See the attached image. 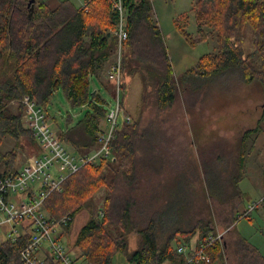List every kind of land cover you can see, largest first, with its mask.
I'll return each mask as SVG.
<instances>
[{"label": "trees", "instance_id": "trees-1", "mask_svg": "<svg viewBox=\"0 0 264 264\" xmlns=\"http://www.w3.org/2000/svg\"><path fill=\"white\" fill-rule=\"evenodd\" d=\"M28 1L0 0V177L18 172L23 152L39 151L33 131L24 123L25 95L35 99L47 116V106L60 89L72 106H88L78 121L71 124L74 120L69 117L66 129L58 132L80 154L99 148L100 127L108 111L102 95L92 93L91 81L101 83L116 97L114 81L102 74L106 65L115 61L118 48L114 31L119 14L112 0H86L80 6L70 0L55 5L37 0L33 13ZM124 2L129 35L123 43L122 70L141 72L145 86L155 89L160 109H167L184 77L175 76L151 0ZM193 10L198 37L187 31L186 13L175 20L178 31L193 47L213 37L218 48L204 53L186 70L188 78L197 76L186 81L195 82L199 77L210 81L226 73L264 85V0H197ZM248 27L254 47L250 51L245 50ZM122 86L127 87L124 78ZM16 101L13 109L11 104ZM122 105L124 108V101ZM48 119L54 117L49 115ZM139 128V121H123L111 141L113 156L83 165L66 179L61 192L53 191L45 200V208L54 218L71 216L64 228L68 235L80 212L91 213L74 241L80 250L77 257L86 258L89 264H113L117 252L125 253L132 264H182L181 244L196 235L198 243L217 233L206 202L185 207L182 199H175L165 211L163 203L156 206L153 186L142 183L152 167L153 132L149 127ZM7 138L14 144L2 150ZM242 176L234 177L238 187ZM132 233L139 236L140 246L131 251ZM225 237L223 232L224 242L216 240L208 249L211 262L205 264L224 260L225 249L228 253L231 247L235 253L230 264H264L263 253L246 237L236 234L231 241ZM30 238L27 232L17 241H1L0 264H24L20 254ZM184 239L187 241L182 243ZM46 263L64 264L53 256H48Z\"/></svg>", "mask_w": 264, "mask_h": 264}, {"label": "rangeland", "instance_id": "rangeland-1", "mask_svg": "<svg viewBox=\"0 0 264 264\" xmlns=\"http://www.w3.org/2000/svg\"><path fill=\"white\" fill-rule=\"evenodd\" d=\"M45 1L55 5L61 0ZM70 1L80 6L85 5L86 0ZM151 2L175 76L177 79L184 77L185 82L177 89L174 103L163 110L158 104L155 89L151 85L148 88L145 86L141 72H123L127 87L121 95L124 94V108L131 116L130 123L139 121V129L149 127V132H153L152 167L147 173V181L144 177L142 183L153 186L151 188L155 190V200H158L156 206L163 203L161 206L164 211L175 199H182L185 207L200 206L206 202L211 216L215 218L217 233L226 232L225 238L228 241L233 240V235L241 234L264 255V85L261 81L247 83L236 75L226 73L210 81L202 77L195 82L186 81L197 77L188 78L186 70L194 66L204 53L216 50L217 40L209 37L193 47L177 29L175 20L186 13L189 15L187 31L198 37L193 10L197 0ZM37 4L35 0L30 6L28 1L27 7L31 10ZM245 33V50L250 51L254 49L251 28L248 27ZM91 91H98L102 95L106 100V109L114 105V97L101 83L91 81ZM17 105L16 101L11 107L16 109ZM87 108L72 106L64 91L57 90L47 106L48 114L54 117L49 120L52 128L57 133L61 128L66 129L69 117L73 118V124L84 115ZM107 127L108 122L103 119L101 128ZM13 144L14 141L7 138L1 148L7 150ZM67 144L76 151L73 145ZM37 153L38 150L23 152L19 165ZM240 174L243 176L238 187L234 177ZM252 205H255L254 208H251ZM44 210L51 215L45 203ZM244 213L247 214L242 216ZM90 214L88 210L80 212L74 219L69 235L65 231L62 235L63 242L76 257L80 250L74 246V241ZM237 217L241 218L234 222ZM181 223L185 226L187 221L183 219ZM229 228L232 230L228 231ZM178 237L183 238L180 234ZM194 238L197 235L190 240L194 241ZM139 240V236L132 233L129 240L131 251L140 246ZM233 252L231 247L227 253L231 261ZM221 261L216 260L212 264H225ZM113 264L132 263L127 260L125 253L117 252Z\"/></svg>", "mask_w": 264, "mask_h": 264}, {"label": "built area", "instance_id": "built-area-1", "mask_svg": "<svg viewBox=\"0 0 264 264\" xmlns=\"http://www.w3.org/2000/svg\"><path fill=\"white\" fill-rule=\"evenodd\" d=\"M113 8L119 14L115 34L118 38L117 56L111 65L108 76L115 83L116 97L114 105L109 106L106 121L107 128L100 127L99 148L80 154L70 148L52 128L45 109L28 95L22 99L26 112L25 126L33 131L39 145L37 154L28 158L16 174L0 177V242L17 241L27 232L31 238L21 251L24 264H47L48 256L61 260L64 264H81L62 240L64 228L71 220L65 215L56 219L46 213L44 203L53 191L61 192L66 179L87 163L99 162L113 156L111 141L115 130L121 123L130 122L122 105L123 42L128 38L124 0H112ZM122 112L124 115L122 116ZM252 205L251 208H254ZM223 232L210 234L195 245L183 243L178 247L184 256L182 264H205L211 262L208 249L216 240H222Z\"/></svg>", "mask_w": 264, "mask_h": 264}, {"label": "crops", "instance_id": "crops-1", "mask_svg": "<svg viewBox=\"0 0 264 264\" xmlns=\"http://www.w3.org/2000/svg\"><path fill=\"white\" fill-rule=\"evenodd\" d=\"M114 34H115V31H114ZM108 66H109V64L108 65H106V68L104 69V71L102 72V74H106V72H108L107 70V68H108ZM108 74V73H107ZM93 82V81H92ZM93 83H98L97 81H94ZM144 178V177H143ZM146 178V181H147V177H145ZM220 232V231H219ZM195 239V238H194ZM185 241H187V240H183L182 241V243L183 242H185ZM190 242H185V243H187V244H190V245H195V244H197L196 242H197V238L194 240V241H191V240H189ZM222 241L224 242V239H223V237H222ZM225 244V243H224ZM224 257H225V259L224 260H222L221 262H223V263H225V264H230L232 261H231V259H230V257L228 256V254H227V248L225 249V254H224ZM233 258V257H232ZM79 262L81 263V264H87V262H86V260L84 259V258H80L79 259Z\"/></svg>", "mask_w": 264, "mask_h": 264}, {"label": "water", "instance_id": "water-1", "mask_svg": "<svg viewBox=\"0 0 264 264\" xmlns=\"http://www.w3.org/2000/svg\"><path fill=\"white\" fill-rule=\"evenodd\" d=\"M35 0H29V5L31 6L32 5V3L34 2ZM33 11H34V8L33 7H31V13H33Z\"/></svg>", "mask_w": 264, "mask_h": 264}, {"label": "bare ground", "instance_id": "bare-ground-1", "mask_svg": "<svg viewBox=\"0 0 264 264\" xmlns=\"http://www.w3.org/2000/svg\"><path fill=\"white\" fill-rule=\"evenodd\" d=\"M124 43V42H123ZM122 56H123V51H122Z\"/></svg>", "mask_w": 264, "mask_h": 264}]
</instances>
